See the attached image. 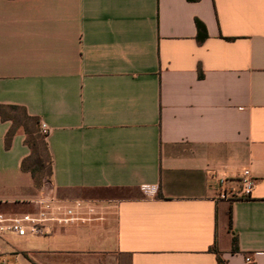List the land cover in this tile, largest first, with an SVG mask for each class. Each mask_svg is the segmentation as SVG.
I'll list each match as a JSON object with an SVG mask.
<instances>
[{"label":"crops","instance_id":"obj_1","mask_svg":"<svg viewBox=\"0 0 264 264\" xmlns=\"http://www.w3.org/2000/svg\"><path fill=\"white\" fill-rule=\"evenodd\" d=\"M0 105L48 127L52 161L34 183L0 119V213L83 203L49 236L0 237L5 254L264 264V0H0Z\"/></svg>","mask_w":264,"mask_h":264},{"label":"built area","instance_id":"obj_2","mask_svg":"<svg viewBox=\"0 0 264 264\" xmlns=\"http://www.w3.org/2000/svg\"><path fill=\"white\" fill-rule=\"evenodd\" d=\"M40 132L47 136L48 127L40 124ZM244 171L241 177V197L250 196L254 181ZM33 204L36 210L20 214L0 213V237L13 235L15 237H46L53 233L56 227L68 226L75 221L81 220L80 210L83 207L81 201H61L50 193H43ZM5 254L4 245L0 244V257ZM247 263L251 262L246 258ZM0 263L6 264L4 259Z\"/></svg>","mask_w":264,"mask_h":264},{"label":"trees","instance_id":"obj_3","mask_svg":"<svg viewBox=\"0 0 264 264\" xmlns=\"http://www.w3.org/2000/svg\"><path fill=\"white\" fill-rule=\"evenodd\" d=\"M196 26L197 37L202 41L206 37L205 28L199 22H196ZM0 119L11 121V127L4 138L6 148H9L17 129H23L24 143L30 149V154L22 161L21 168L31 174L34 183L41 186L47 185L52 176V161L45 141L46 136L39 133L38 119L29 116L22 107L3 105H0ZM219 264H223L221 260Z\"/></svg>","mask_w":264,"mask_h":264},{"label":"rangeland","instance_id":"obj_4","mask_svg":"<svg viewBox=\"0 0 264 264\" xmlns=\"http://www.w3.org/2000/svg\"><path fill=\"white\" fill-rule=\"evenodd\" d=\"M0 259H4L6 264H32L21 252L4 254Z\"/></svg>","mask_w":264,"mask_h":264}]
</instances>
